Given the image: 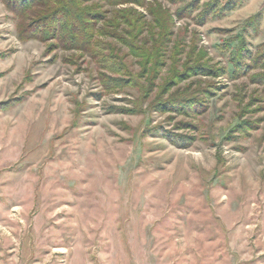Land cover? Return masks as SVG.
I'll return each instance as SVG.
<instances>
[{"label": "rangeland", "instance_id": "obj_1", "mask_svg": "<svg viewBox=\"0 0 264 264\" xmlns=\"http://www.w3.org/2000/svg\"><path fill=\"white\" fill-rule=\"evenodd\" d=\"M218 1L176 30L231 73L232 38L264 48V0ZM78 57L19 40L0 0V264H264L262 88L216 79L203 113L161 114Z\"/></svg>", "mask_w": 264, "mask_h": 264}, {"label": "trees", "instance_id": "obj_2", "mask_svg": "<svg viewBox=\"0 0 264 264\" xmlns=\"http://www.w3.org/2000/svg\"><path fill=\"white\" fill-rule=\"evenodd\" d=\"M2 2L15 18L19 40L44 42L51 50L61 49L76 53L79 59L89 58L100 70L98 80L103 91H138L137 109L141 101H150L155 95L150 108L161 114L199 115L208 100L219 92L214 80L224 77L247 78L262 88L244 106V111L264 102V48L253 54L242 36L232 38L230 41H237L238 48L229 60L233 67L230 73L226 67L211 65L212 59L205 48L198 46L200 39L195 33L188 42V30H176L177 20L188 18L202 26L211 16L225 11L227 6L218 9V0L205 4L203 10L202 0ZM234 2L227 11L237 7ZM163 3L177 9L172 12ZM257 70L260 72L253 74ZM251 126L245 123L238 130L245 133ZM186 141L181 138L175 142L186 145Z\"/></svg>", "mask_w": 264, "mask_h": 264}]
</instances>
